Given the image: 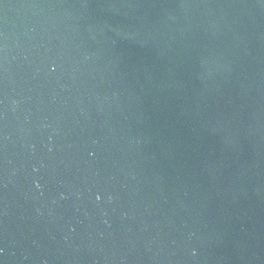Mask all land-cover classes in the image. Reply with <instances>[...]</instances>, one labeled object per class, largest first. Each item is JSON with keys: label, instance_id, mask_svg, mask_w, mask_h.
<instances>
[{"label": "water", "instance_id": "95a60500", "mask_svg": "<svg viewBox=\"0 0 264 264\" xmlns=\"http://www.w3.org/2000/svg\"><path fill=\"white\" fill-rule=\"evenodd\" d=\"M0 264H264V0H0Z\"/></svg>", "mask_w": 264, "mask_h": 264}]
</instances>
